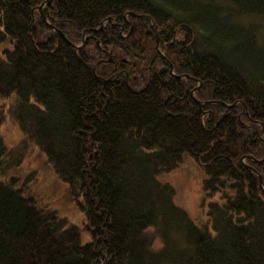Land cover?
Wrapping results in <instances>:
<instances>
[{"label": "trees", "instance_id": "obj_1", "mask_svg": "<svg viewBox=\"0 0 264 264\" xmlns=\"http://www.w3.org/2000/svg\"><path fill=\"white\" fill-rule=\"evenodd\" d=\"M47 2L0 0V129L45 155L83 222L0 177V264H264V0ZM10 149L0 132V166ZM185 158L202 224L159 178Z\"/></svg>", "mask_w": 264, "mask_h": 264}, {"label": "rangeland", "instance_id": "obj_2", "mask_svg": "<svg viewBox=\"0 0 264 264\" xmlns=\"http://www.w3.org/2000/svg\"><path fill=\"white\" fill-rule=\"evenodd\" d=\"M9 46L8 41L0 43V54ZM5 103L8 110L9 102ZM0 132L5 144L11 148L1 162L0 177L6 180L16 177L17 185L22 187L20 189L24 188V192L34 197L41 206L53 208L69 224L81 226L83 215L67 193V185L58 178L45 155L30 141L25 140L18 125L10 117H6ZM15 157L16 159L21 157V164L18 167H15L12 161ZM159 178L162 182L174 186L176 204L185 209L195 223L205 222L207 210V205L204 206L205 192L203 190L205 175L196 163L185 158L180 167ZM155 246H161L160 239Z\"/></svg>", "mask_w": 264, "mask_h": 264}, {"label": "water", "instance_id": "obj_3", "mask_svg": "<svg viewBox=\"0 0 264 264\" xmlns=\"http://www.w3.org/2000/svg\"><path fill=\"white\" fill-rule=\"evenodd\" d=\"M51 3V0H48V4H50ZM42 10V9H41ZM142 17V16H141ZM149 19V18H148ZM109 21H111V19L109 20ZM150 21V20H149ZM150 27L151 28H153V26H152V24H150ZM55 31L57 32V33H59L62 37H63V39L67 42V43H69V44H71L72 46H74L68 39H67V37L61 32V31H59V30H56L55 29ZM156 36H157V34H156ZM89 40V37H87L86 38V41L82 44V45H79L78 47H81V46H83V45H85L86 44V42ZM156 48L158 49L159 48V38H158V36H157V44H156ZM110 61V60H109ZM172 68V67H171ZM173 69V68H172ZM185 77H188V76H185Z\"/></svg>", "mask_w": 264, "mask_h": 264}, {"label": "flooded vegetation", "instance_id": "obj_4", "mask_svg": "<svg viewBox=\"0 0 264 264\" xmlns=\"http://www.w3.org/2000/svg\"><path fill=\"white\" fill-rule=\"evenodd\" d=\"M121 31H122V32H124V31H125V28H124V27H122V28H121Z\"/></svg>", "mask_w": 264, "mask_h": 264}]
</instances>
